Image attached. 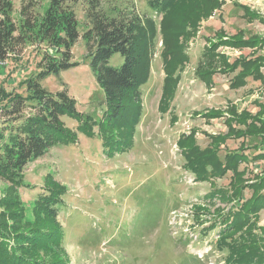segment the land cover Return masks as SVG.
I'll list each match as a JSON object with an SVG mask.
<instances>
[{"label": "rangeland", "instance_id": "obj_1", "mask_svg": "<svg viewBox=\"0 0 264 264\" xmlns=\"http://www.w3.org/2000/svg\"><path fill=\"white\" fill-rule=\"evenodd\" d=\"M11 1L12 18L18 21L23 0ZM26 1L35 4L40 13L50 2ZM206 1L207 5H199L201 12L191 24L184 43L189 61L164 113L158 110L164 76L160 34L164 15H154L147 0L102 1L104 10L138 14L144 30L155 32L150 78L141 88L142 116L134 129L133 147L113 156L107 155L96 129L93 137L87 136L79 131L76 120L62 117L64 126L76 136L74 143L52 148L29 163L19 180L0 181V223L6 231L29 230L42 222L33 210L44 186L64 189L57 220L65 234L66 255H55L53 246L44 244L39 247L44 260L54 264H236L238 255L228 248L234 236L219 238L220 217L225 218L234 206L229 198L233 186L239 185L233 182L234 172L227 168L211 174L207 181L196 179L185 166L180 142L192 138L201 153H212L224 165L226 155H243L236 171L245 184L264 176V158H258L263 135L252 134L259 132V123L242 114L256 117L257 103L264 104V85L248 79L245 86L232 89L233 74H223L218 68L213 70L210 86L195 76L204 49L215 38L234 37L240 31L245 39H264V0ZM73 10L81 36L88 27L86 5L79 3ZM175 13L170 19L174 22L179 18ZM44 51V45L29 43L5 61L0 67L4 94L23 95L22 82L37 72ZM262 52L264 45L257 51ZM71 54L78 66L48 76L41 85L52 93L65 87L76 101L77 112L98 121L105 109L104 95L90 71L81 37ZM216 54L230 61L252 56L248 49L227 46L218 47ZM122 63L118 54L108 61L112 67ZM261 71L264 74L263 68ZM260 156H264L263 149ZM243 191L247 199L250 191ZM258 226L264 227V210L259 213Z\"/></svg>", "mask_w": 264, "mask_h": 264}, {"label": "trees", "instance_id": "obj_2", "mask_svg": "<svg viewBox=\"0 0 264 264\" xmlns=\"http://www.w3.org/2000/svg\"><path fill=\"white\" fill-rule=\"evenodd\" d=\"M102 1L50 0L46 10L40 13L36 11L35 4L23 0L19 20L15 21L12 18V1L0 0V63L4 64L29 43L45 47L36 65L37 72L22 82L23 95H7L0 89V102L3 103L0 104L1 182L19 180L29 163L42 158L52 148L74 143L76 136L64 126L62 117L76 120L79 131L87 136L93 137L96 129L107 148V155L125 153L133 147L134 129L143 110L141 88L149 81L151 73L155 32L144 30L142 17L138 14L115 8L104 10ZM189 1L146 2L154 15H164L160 30L164 63L158 104L161 113L169 106L180 74L189 61L184 43L192 31L191 24L201 12L199 5L204 2L207 5L206 0H192L190 7ZM211 1L217 3V0ZM79 3L86 5L85 19L88 25L81 36L73 10ZM243 10L247 11L245 7ZM175 12H178L179 18L174 22L170 19ZM80 37L86 46V57L89 58L94 81L104 95L105 109L98 121L77 112L76 101L68 95L65 87L52 93L41 85L48 76H58L78 66V63L72 62L71 50ZM216 39L210 41L208 48L204 49L203 58L197 63L195 76L199 81L210 86L215 73L213 70L218 68L223 74H233L229 84L232 89L245 86L248 79L264 85L261 71V68L264 69V52L257 53L263 49L264 39L255 36L245 39L240 31L234 37L221 36ZM220 46L248 49L252 56L230 61L226 56L216 54ZM48 50L53 53L47 54ZM116 54L123 58V63L118 67L109 66L108 61ZM257 106L256 117L245 112L242 114L259 123V132L252 134L263 135L262 145H259L260 154H256L261 159L264 158L260 156L262 149L264 153V104L257 103ZM207 114L216 115L214 112ZM185 139L187 141L180 142L183 145L180 148L184 151L185 166L195 174L196 179L207 181L211 174L218 175L228 168L234 172L233 182L239 183L233 186V196L229 198L234 206L225 218L224 215L220 217L219 238L225 236L232 239L234 236L235 240L228 248L238 255L236 264H264V227H257L259 213L264 210V176L255 179L254 183L245 184L239 179L241 174L236 171L237 163L244 160L243 155H226L224 165L212 153H201L193 145L192 138ZM43 190L44 193L36 198L37 208H33L42 222L25 231H6L0 223V264H54L41 257L39 247L44 244L53 246L55 255H66L62 245L65 234L57 220L64 203V189L57 185L55 188L46 185ZM243 190L250 191L247 199L243 198ZM226 196L223 192L222 197Z\"/></svg>", "mask_w": 264, "mask_h": 264}, {"label": "built area", "instance_id": "obj_3", "mask_svg": "<svg viewBox=\"0 0 264 264\" xmlns=\"http://www.w3.org/2000/svg\"><path fill=\"white\" fill-rule=\"evenodd\" d=\"M4 64L0 63V67H3Z\"/></svg>", "mask_w": 264, "mask_h": 264}]
</instances>
